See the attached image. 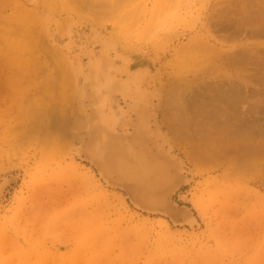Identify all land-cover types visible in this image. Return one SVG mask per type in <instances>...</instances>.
Listing matches in <instances>:
<instances>
[{
    "label": "rangeland",
    "instance_id": "374dc122",
    "mask_svg": "<svg viewBox=\"0 0 264 264\" xmlns=\"http://www.w3.org/2000/svg\"><path fill=\"white\" fill-rule=\"evenodd\" d=\"M82 3L97 7L96 15ZM262 7L264 0H0V49L21 41L14 32L30 31L49 50L36 55L47 56L50 75L48 84L36 82L39 91L27 76L15 74L17 88L14 73L1 77L11 85L8 94H15L0 96V264H264L262 144L253 165L228 176L216 169L218 162L188 158L189 145L176 135L180 128L169 129L162 114L152 115L149 130L157 132L182 178H191L170 195L194 220L182 226L163 211L141 209L122 189L108 188L73 153L77 139L88 134L79 101L93 66L106 62L121 91L118 101L129 88L121 82L139 79L130 83L131 91L144 90L156 104L173 80L206 71L198 59L203 36L221 41L234 32L237 42L222 40L223 50L244 51L239 67L248 78L251 68L264 64V13L257 15ZM226 21L245 30L236 34ZM263 75H255L256 89L263 88ZM121 110L126 120L135 117ZM53 116L54 122L65 119L62 130L49 129ZM113 131L131 127L118 123Z\"/></svg>",
    "mask_w": 264,
    "mask_h": 264
},
{
    "label": "bare ground",
    "instance_id": "6f19581e",
    "mask_svg": "<svg viewBox=\"0 0 264 264\" xmlns=\"http://www.w3.org/2000/svg\"><path fill=\"white\" fill-rule=\"evenodd\" d=\"M82 5L84 4L82 3ZM84 7H86L84 8L86 9L85 11L91 14L90 16L96 15L97 7L92 9L85 5ZM262 8L258 10L257 15L259 17L264 13V8ZM217 20L215 23L218 22ZM231 21L234 20L232 19ZM212 22L213 19L211 18V25L216 28L217 25ZM259 25L264 30V24L259 23ZM225 26L228 29L230 28V30L235 28V33L239 35L245 30L243 26L236 25V22L229 21ZM29 32H21V35H17L14 32L13 35L18 39L22 37L21 41H18L21 45L9 42V47L7 44V48L0 49V79L3 80L0 81V96L2 94L8 98L7 96L11 95L8 94V87L11 85L8 84L7 80L1 78L6 73H14L12 76H15L16 79L12 80V84L16 88L19 84L18 76L20 75L22 77L27 76L29 83L33 82L34 85L41 78L48 84L49 69L44 63L47 56L40 60L36 55L38 52H41L40 54L42 55L44 50L47 49L46 44ZM232 34L231 37L228 36L222 38V40L237 42L239 36H234V32ZM211 35L207 34L202 37L201 42L203 44H201L204 51L200 52L198 58L200 66L207 68L205 69L206 71L202 72L200 68L199 70L195 68L198 70L197 73L194 72L192 75L187 74L188 76L179 78L182 84L177 82V79V81L170 79L174 83L168 84V90L156 104H153V101L151 102V97L144 90L131 91L130 83H135L139 79L129 81V85L126 81L121 82L122 88L129 87L127 92L122 94L123 98H121L128 100V102L124 101L125 106L122 108L126 109L127 112L131 111L135 115L133 118L130 117L126 120L121 110L122 108L119 106V101H122V99L118 101L116 95L121 93V91L119 85L114 82L116 78H113L105 64L106 62L102 65L93 66L91 80L82 87V93H84L79 101L82 124L86 127L88 134L84 132L87 134L86 138L83 140L77 139L78 146L73 153L75 151L76 153L78 152L76 155L81 158L80 160L89 164L90 168H93L92 170L103 177L108 188H118L126 191L128 198L133 200L138 206L143 205L150 209L160 207L168 216L172 215L174 219L171 220L179 223L178 225L180 226L186 222L192 225L194 220L188 213V209L177 207L171 201L170 195L174 190L176 192L180 186L189 184L191 178H187L186 181L184 180L185 178H182L179 174L181 171L179 172L177 168V162L163 149L158 140L157 132L149 130V120L151 117L153 118L152 115L155 116L156 112L162 114L163 120H165L164 124L166 123L169 129L176 126L180 128L176 131V135L179 141L189 145L188 158H193L198 162L200 160L218 162V168L216 167V169L228 176L238 175L242 168L253 165L256 160L253 163L251 161L253 158L256 159L257 152L260 153L258 149L261 144L264 150V83L261 84L262 89H256L257 86L253 83L256 80L255 75L257 72H264V64L261 63L259 69L251 68V74L247 78V74L245 76L242 73V67H239V63H243L244 51L234 52V50H229L226 52L223 50L225 43H222V40H217L216 36L213 37ZM52 40L55 41L56 37ZM4 51L7 54H4ZM47 51L49 50H45V52ZM9 55L13 56L9 57ZM34 56L39 61L35 60ZM18 69L21 73L17 72ZM135 73L137 72L135 71ZM15 74H18V76ZM212 78L218 80L217 85L213 86L209 81H205L206 79L211 81ZM69 79L71 78L69 77ZM25 83L28 84L26 81ZM50 83L52 84V82ZM123 83L126 84L124 85ZM258 84L260 85V83ZM39 90L37 86L35 91ZM42 91L45 96L46 90ZM47 91H49L48 88ZM16 94H18V90ZM256 95L260 97V100L255 101L253 99ZM21 96L23 97V95ZM17 102L19 101L17 100ZM244 104H247V106L245 107ZM52 118L53 121L50 120L49 129L62 130L65 126V119L58 123L54 122V116ZM118 123L130 126L131 132L119 131L114 133L113 128ZM38 124L37 126H39ZM162 136L164 137L165 135ZM248 160L251 164H249ZM262 164L264 165V158ZM188 174L190 176V173ZM180 182L183 183L180 185ZM107 186L103 187L107 188Z\"/></svg>",
    "mask_w": 264,
    "mask_h": 264
},
{
    "label": "water",
    "instance_id": "95a60500",
    "mask_svg": "<svg viewBox=\"0 0 264 264\" xmlns=\"http://www.w3.org/2000/svg\"><path fill=\"white\" fill-rule=\"evenodd\" d=\"M121 191H123V190H121ZM123 192L127 195V192H126V191H123ZM138 207H141V209L151 210L150 208H148V207L146 208V207L143 206V205H142V206L139 205ZM152 211H158V212H161V213H162V209H161L160 207H157L156 210L153 209ZM169 218H170V219H174V218L172 217V215H169ZM173 222H174V220H173Z\"/></svg>",
    "mask_w": 264,
    "mask_h": 264
}]
</instances>
